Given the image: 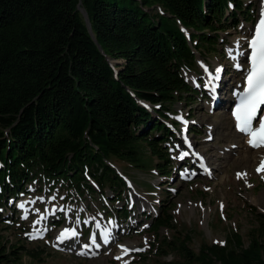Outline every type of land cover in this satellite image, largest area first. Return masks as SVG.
Wrapping results in <instances>:
<instances>
[{
    "label": "trees",
    "instance_id": "trees-1",
    "mask_svg": "<svg viewBox=\"0 0 264 264\" xmlns=\"http://www.w3.org/2000/svg\"><path fill=\"white\" fill-rule=\"evenodd\" d=\"M247 1L0 0V208L14 211L10 200L35 181L79 197L96 194L94 182L119 200L126 187L113 162L168 177L174 134L163 120L205 97L184 70L214 53L239 15L253 21ZM164 207L152 233L176 229ZM252 215L246 244L233 232L196 252L190 234L173 235L152 245L157 263L264 264V215ZM22 251L0 236V264H21Z\"/></svg>",
    "mask_w": 264,
    "mask_h": 264
},
{
    "label": "rangeland",
    "instance_id": "rangeland-1",
    "mask_svg": "<svg viewBox=\"0 0 264 264\" xmlns=\"http://www.w3.org/2000/svg\"><path fill=\"white\" fill-rule=\"evenodd\" d=\"M259 6V0L246 2V8L254 22L258 17ZM253 26L239 15L234 27L216 34L218 41L215 52L209 55L205 53L201 57L196 54L199 68L196 67L192 72L184 70L189 85L195 87L197 83L202 85L201 81L204 83L207 80L205 65L213 73L215 67L225 69L226 72L222 74L223 106H214L209 95L206 98L195 97L192 105L179 102L173 105L167 124L176 122L177 139L165 144L170 155L168 177L160 175L152 167L138 171L113 162L117 171L128 181L125 182L127 186L120 193L119 200L107 188L99 193L98 187H95L96 194L85 192L79 197L75 190L61 182L47 184L35 181L28 186L27 195L19 196L17 203H24L28 209L26 219L23 218L24 209L18 206L14 212L0 209V236L10 244L24 246L21 264H158L152 245L159 244L158 240L162 242L164 238L170 239L173 235L187 233L191 237L188 245L196 252L202 244L224 245L233 232L247 243L248 232L255 224L252 214L264 215V178L256 169L258 158L242 163L237 159L227 161L222 172L215 173L212 170L206 174L198 168V173H195L189 160L178 157L184 151L182 149L179 152L180 147L188 141L196 153L205 152L212 158L224 161L232 128L229 119L230 87L242 77L232 70V61L235 62L230 55L233 50L232 40L242 41L239 48L245 51V39L241 37L245 32H251ZM244 66L243 64L242 67ZM212 105L217 109H213ZM177 117L186 119L187 128L180 124ZM238 174H241L239 178ZM53 196L55 199H52ZM162 205L172 215L176 229H160L155 234L150 230L152 220H148L144 214L155 218L161 215ZM124 208L132 211L131 219L126 222L120 216ZM36 221L40 222L35 223ZM65 226L75 229L78 236L61 244L57 237L59 230ZM105 230L111 233L109 243L100 250L87 251V254L81 255L85 251L81 246L90 243V236L95 233L100 239V234ZM37 232L41 233L37 238L33 239L28 235L37 236ZM124 248L128 249L127 254L124 253ZM137 249L141 251H136ZM32 253L34 257L30 255ZM174 259L179 260L174 253L167 257V260Z\"/></svg>",
    "mask_w": 264,
    "mask_h": 264
},
{
    "label": "snow or ice",
    "instance_id": "snow-or-ice-1",
    "mask_svg": "<svg viewBox=\"0 0 264 264\" xmlns=\"http://www.w3.org/2000/svg\"><path fill=\"white\" fill-rule=\"evenodd\" d=\"M261 9V15L253 29V36L250 39H246L247 47L251 49V52L247 57L248 66L243 68L241 63L235 64L237 69L245 72L244 80L246 81V87H244L242 92L237 94L239 103L236 106L233 115L237 121L236 127L238 131L250 137L247 142L252 148L264 147V110L261 108V106H264V0H261ZM235 43L237 45V53L232 56L234 60L237 59V56L244 55L243 51L239 48L240 41H236ZM204 70L209 72L207 68ZM221 71L222 68L217 67L214 69V73L209 72V85L213 84V80L220 79L219 73ZM212 91H215L214 85ZM177 119H182V117H177ZM254 122L256 126H254ZM184 155H186V153ZM184 155H181L178 158L183 159ZM257 172H264V160H262L261 164L258 166ZM240 175L241 174H238V178ZM52 199H55V196H53ZM29 203H35V201H29ZM18 207L24 209L23 218L26 219L28 209L25 207V204L20 203ZM41 219H44V217H41ZM39 222L40 221H36L35 223ZM97 227H99V225H97ZM145 227H147V225H145ZM28 235L30 238L34 239L41 236V233L37 232V236H31V234ZM77 236L78 233L75 229L65 228L60 232L57 240L62 244L67 240L76 238ZM110 238L111 233L107 230L100 234V239L104 244H108ZM89 239V244L82 245L85 251L81 252V255L87 254V251L92 246H95L96 248L100 247V243L97 242V235L95 233H93ZM136 251L141 250L137 249ZM127 252L128 249L124 248V253L127 254ZM117 259H120V257H117Z\"/></svg>",
    "mask_w": 264,
    "mask_h": 264
},
{
    "label": "bare ground",
    "instance_id": "bare-ground-1",
    "mask_svg": "<svg viewBox=\"0 0 264 264\" xmlns=\"http://www.w3.org/2000/svg\"><path fill=\"white\" fill-rule=\"evenodd\" d=\"M259 1H260V4H261V0H259ZM248 34H249V31L247 33L245 32V34H242L241 39H243V40L245 39V42H246V39L248 38ZM244 35L246 37H244ZM237 40L240 41L239 39L232 40L231 49H233V50L231 51V56L236 55V53H237V51H236L237 45L235 43ZM241 42L242 41H240V43ZM243 53L245 55L244 51H243ZM244 55L237 56L236 61L233 59L235 62L232 61V63H233L232 64V68L235 67L236 62L241 63L240 61L243 59ZM245 63H247V60H246ZM206 68H207V66H206ZM236 68L237 67H235V69ZM222 72H223L222 74L224 75V73L226 72L225 69H222ZM234 72L238 73L239 76L242 75V72H236L235 70H234ZM205 79H207L205 82L208 85L209 83L207 81H209V78H207V76H206ZM223 83H224V76L221 75V79H220L219 82L216 83V87H215V93L219 94L220 102L218 104H216L214 102V106L219 107V108H221L223 106V99L221 98V93L223 92V87H222ZM239 84H240L239 81H235L233 83V85H231L232 87H230V91L232 92L233 89L234 90L237 89ZM228 90H229V87H228ZM208 92H210V93L212 92V87H210V90ZM231 102H232V98L230 97L229 103H231ZM229 119H230V123L233 125V122L231 120V113H229ZM230 133H231V135L228 137V139H229L228 144H227L228 146L226 147L227 148V152H226V155L224 154V161H222V159L218 160L216 158H212L210 155H208L205 152H203L205 154V156L202 157L204 164L207 167H209L211 169V171L214 170L215 173H220V172H222V170H223L225 164L227 163V161H235V159H237L236 161H238L239 163H242L243 161H246V160L253 161L256 158H258L257 159V167H256V169H257L258 166L261 164V161L264 160V148L263 149L260 148V149H256V150L251 149L247 145L246 140H244L240 134L236 133L234 131L233 127L231 128V132ZM182 149L184 150L182 152V154L184 155L186 153V155H184V159L189 160L190 161V165H191L190 167L194 169L195 173H198L197 172L198 171L197 168H198L199 163L197 162V160L194 157L192 158V156L190 155L191 153H190V151H189V149L187 147H185V146H183L182 148L180 147V151L179 152H181ZM222 151H224V150H222ZM260 173H261L260 176L262 178H264V172H260ZM97 242L98 243H102L101 240H99V239H97ZM106 245L107 244L103 243V247H105ZM121 255H124V254L121 252Z\"/></svg>",
    "mask_w": 264,
    "mask_h": 264
},
{
    "label": "water",
    "instance_id": "water-1",
    "mask_svg": "<svg viewBox=\"0 0 264 264\" xmlns=\"http://www.w3.org/2000/svg\"><path fill=\"white\" fill-rule=\"evenodd\" d=\"M80 10V12H81V14L83 15V17H84V20H85V23H86V25H87V28H88V30L90 31V24H89V19H88V17H87V15H86V13H85V11L83 10V9H79ZM101 51V50H100ZM112 63H116V62H111V64ZM118 63V62H117ZM113 65V64H112ZM138 103H140V104H144V103H141V102H139L138 101Z\"/></svg>",
    "mask_w": 264,
    "mask_h": 264
}]
</instances>
